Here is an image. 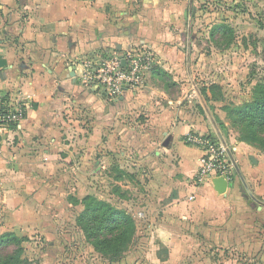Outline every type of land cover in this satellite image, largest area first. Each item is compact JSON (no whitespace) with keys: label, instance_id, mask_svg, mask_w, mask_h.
<instances>
[{"label":"crops","instance_id":"0c3cea01","mask_svg":"<svg viewBox=\"0 0 264 264\" xmlns=\"http://www.w3.org/2000/svg\"><path fill=\"white\" fill-rule=\"evenodd\" d=\"M134 1L0 0V91L11 104L25 108L19 126L0 130V205L6 232L54 235L61 203V197L58 202L52 196L56 184L63 180L65 187L76 176L84 196L90 195L98 187L93 181L121 162L143 180L136 189L139 202L153 209L143 214L146 221H161L163 247H194L196 240L208 245L206 237L221 234L229 264H264V206L240 190L237 173L231 193L221 194L213 179L194 185L202 152L185 143L186 135H221L229 141L193 84L207 119L182 106L153 112L139 123L134 117L139 106L150 104L142 88H125L118 99H110L86 84L87 61L123 59L138 45L166 60L179 76L186 72L180 55L175 66L166 58L163 23H151V31L145 18L138 21L144 1L141 8ZM153 1L163 14L166 1ZM227 146L264 204V156L247 143Z\"/></svg>","mask_w":264,"mask_h":264},{"label":"rangeland","instance_id":"374dc122","mask_svg":"<svg viewBox=\"0 0 264 264\" xmlns=\"http://www.w3.org/2000/svg\"><path fill=\"white\" fill-rule=\"evenodd\" d=\"M141 2L135 0L132 4L141 8ZM193 2L196 7L190 30L192 78L205 106L229 141L226 143L241 142L248 130L233 111L252 103L256 97V85L264 82V0ZM188 31L186 20L180 24L168 21L163 28L165 39L174 37L169 43L163 41L164 46L176 48L182 56L185 55L181 61L184 70L187 69ZM181 34L188 36L185 41L181 40ZM138 46L141 48V45ZM185 75L179 76L166 60H158L154 56L153 67L146 75L144 84L133 89L142 88L150 101V104L139 106V112L134 116L136 122H146L147 116L153 112L165 113L182 106L185 111H193L197 116L207 119L200 97L187 73ZM106 100L109 99L106 97ZM259 139L248 144L264 156V133L259 135ZM128 169L126 163L112 165L102 180L93 181L94 186L98 187L95 193L90 194L126 210L136 220L138 230L135 240L123 254L117 257L103 254L92 245L95 238L86 237L83 228L85 223L82 221L85 209L82 201L86 191L77 186L75 176L70 177L73 181L67 186L64 187L65 182L61 183L56 200L59 202L61 197V203L54 216L56 233L50 241L46 236L18 237L6 232L0 205V239L5 235L20 238L19 242H14L15 236H9L7 239L10 242L0 247V264H229L221 234L213 233L209 239L206 237L208 245L199 244L197 240L194 244L188 240L194 247H163L160 242L161 221L159 218L146 221L143 214L146 209L151 212L153 209L139 202L136 189L142 186L143 180L140 176V180H137ZM66 177L69 179V175L66 174ZM63 178L64 175L59 177ZM159 209L161 207L157 206L156 210ZM139 214H142V218H139Z\"/></svg>","mask_w":264,"mask_h":264},{"label":"built area","instance_id":"2783aa9c","mask_svg":"<svg viewBox=\"0 0 264 264\" xmlns=\"http://www.w3.org/2000/svg\"><path fill=\"white\" fill-rule=\"evenodd\" d=\"M154 56L152 50L136 47L127 52L123 59L114 57L89 60L85 63L86 84L102 90L110 99H118L125 88L133 90L144 84L146 75L153 67ZM122 60L126 62L125 67H122ZM24 118V106L11 104L0 91V130L19 126ZM184 141L202 152L200 167L194 178L196 187L217 178H224L229 183L234 181L236 172L227 144L217 137L193 133L187 134ZM193 198L194 196L190 197L191 200ZM139 218H142V214H139Z\"/></svg>","mask_w":264,"mask_h":264},{"label":"trees","instance_id":"16d2710c","mask_svg":"<svg viewBox=\"0 0 264 264\" xmlns=\"http://www.w3.org/2000/svg\"><path fill=\"white\" fill-rule=\"evenodd\" d=\"M264 26V24H263ZM264 28V27H263ZM256 97L252 103L236 109L234 112L240 122L248 130L247 136L241 142L259 141V135L264 133V82L258 83L254 89ZM84 214L83 228L89 238H95L92 245L101 253L119 256L134 242L137 234V222L126 210L119 209L111 203L100 200L95 195H87L82 201ZM9 236L0 239V247L9 243ZM5 238V239H4ZM13 241H20L14 237Z\"/></svg>","mask_w":264,"mask_h":264},{"label":"water","instance_id":"95a60500","mask_svg":"<svg viewBox=\"0 0 264 264\" xmlns=\"http://www.w3.org/2000/svg\"><path fill=\"white\" fill-rule=\"evenodd\" d=\"M191 26H192V21H191V12H190L189 31H188V33H187V34H189V36H190L189 39H188V42H187V54H186V64H187V69H186V72L182 70L181 74H182L183 76L186 77L185 74L187 73V75H188V77H189L191 83L193 84V86H194V88L196 89L197 93H199V90H198L197 84L194 82V80H193V78H192V73H191V69H190V66H191V55H190V51H191V35H190V33H191V31H190V30H191ZM181 35H182V34H181ZM181 35H180V36H181ZM180 38H181V37H180ZM171 40H174V37H169V38H167V39H163V41H164V42L167 41V43L171 42ZM181 40H182V39H181ZM164 52H165L166 55H167L166 58L169 59V60H171V63L174 64V66H175V63H174V62L176 61L175 59H178V57H179L178 55L181 56V59L178 60V61H181V60L183 59V57H185V55L182 56L183 54H182L181 52H177V51H176V48H172V49H170V48H168V47L166 46L165 49H164ZM122 65H123V66L125 65V62H124V61L122 62ZM174 68H176V67H174ZM71 76H72V77H75V73L73 72ZM86 92H88V91H86ZM92 140H95V137H92ZM220 140H221L223 143H225L221 135H220ZM93 144H94V143L91 142V145H93ZM225 144H226V143H225ZM228 152H229V156H230V159H231V161H232V164H233V166H234V168H235V172L237 173V176H238L237 179L241 180V183L243 184V188H241L240 190L243 191V192H244V190H245V191L247 192V194L251 197L252 201H254L255 203L260 204L261 206H264V204L261 203L260 199L257 198V197L255 196V194H254L255 191L252 190V189H250V187H249V185H248V183H247L246 178L243 176V174L241 173L240 169L238 168L237 163H236V161L234 160L233 155L231 154L230 150H229ZM62 182H63V180H60V181L56 184L57 189L54 190V191L52 192V196L56 197V196L58 195V191L60 190V187H61V185H62V184H61ZM213 183H214L215 187L219 190V192H220L221 194L231 193V191H232L233 189L236 188L235 182H231V183H229V182L226 181L224 178H217V179H214V180H213ZM53 203H54V202H53ZM46 221H47L46 224L48 225V224H49V222H48L49 220L47 219ZM51 236H52V235L47 236V240H48V241L52 240V239H51Z\"/></svg>","mask_w":264,"mask_h":264},{"label":"flooded vegetation","instance_id":"af4514ba","mask_svg":"<svg viewBox=\"0 0 264 264\" xmlns=\"http://www.w3.org/2000/svg\"><path fill=\"white\" fill-rule=\"evenodd\" d=\"M143 1H144V8L142 12L140 13V15H138L139 16L138 21H141L142 19L145 18L146 21L150 23L151 31L153 28L152 24H156L160 22V23H163V28H164V24H166L168 21L169 22L172 21L175 24H180L184 20H186L187 25L189 27L190 12H191V21L193 24V20H194L193 18H194L195 7H196L193 0H175V1L158 0V1H163V4L166 1L167 5L165 4L166 6H163V14H162V10L157 11L156 9L153 8V5H154L153 0H143ZM150 26H147L149 27V30H150ZM164 33H167L168 37L170 36L168 32H164ZM165 37L166 35L163 36V39H165ZM180 37L185 41L186 37L188 36L186 34H182Z\"/></svg>","mask_w":264,"mask_h":264}]
</instances>
